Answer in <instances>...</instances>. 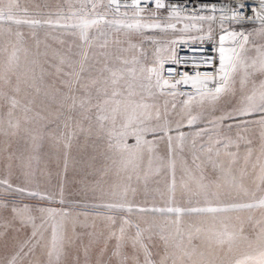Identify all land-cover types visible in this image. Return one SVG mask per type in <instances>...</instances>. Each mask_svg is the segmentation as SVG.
I'll list each match as a JSON object with an SVG mask.
<instances>
[{
  "label": "rangeland",
  "instance_id": "obj_1",
  "mask_svg": "<svg viewBox=\"0 0 264 264\" xmlns=\"http://www.w3.org/2000/svg\"><path fill=\"white\" fill-rule=\"evenodd\" d=\"M210 11L0 0V264L264 262V24L216 99L164 76Z\"/></svg>",
  "mask_w": 264,
  "mask_h": 264
},
{
  "label": "built area",
  "instance_id": "obj_2",
  "mask_svg": "<svg viewBox=\"0 0 264 264\" xmlns=\"http://www.w3.org/2000/svg\"><path fill=\"white\" fill-rule=\"evenodd\" d=\"M118 11L134 10L139 16L149 12L153 19H169L161 13L171 8H180L184 16L200 15L205 6L211 9L209 21L214 31L196 43H177L174 58L164 68L167 83L181 88V91L194 96L198 90L213 91L220 80V33L223 23L264 24V0H112ZM199 74L203 83L194 84L188 77L195 79ZM210 80H203L204 76ZM206 84L207 87H204Z\"/></svg>",
  "mask_w": 264,
  "mask_h": 264
},
{
  "label": "snow or ice",
  "instance_id": "obj_3",
  "mask_svg": "<svg viewBox=\"0 0 264 264\" xmlns=\"http://www.w3.org/2000/svg\"><path fill=\"white\" fill-rule=\"evenodd\" d=\"M233 37L235 36V34H231ZM221 43H223V41L226 39V37H221ZM246 39V37H245ZM234 51V50H233ZM220 72H221V76H222V82L220 84V86L216 87L214 89L213 93H210V95L212 96V99H216L217 96L225 89V85L227 82V69H226V64L228 65H232V56H226L225 55V49L223 47L220 48ZM234 67V65H232ZM212 79L211 76L205 75L203 80H210ZM188 80H192L194 84L197 83H203V81L201 80L199 74H197V77L195 79L188 77L185 80V83L188 82ZM204 87H207L206 84H203ZM262 99H264V94H262ZM191 122V121H190ZM209 211H214V209H209ZM262 264H264V262H262Z\"/></svg>",
  "mask_w": 264,
  "mask_h": 264
},
{
  "label": "trees",
  "instance_id": "obj_4",
  "mask_svg": "<svg viewBox=\"0 0 264 264\" xmlns=\"http://www.w3.org/2000/svg\"><path fill=\"white\" fill-rule=\"evenodd\" d=\"M123 11H128V12H135L134 10H123ZM168 14H169V12H168V10H164L162 13H161V15L163 16V17H166V16H168ZM212 14V12L210 11V12H208L207 13V15H211ZM145 15V17H141V18H148V19H153V18H151V15H150V13L149 12H146V13H144L143 14V16ZM154 20H158V21H168L169 19H154ZM221 25V24H220ZM219 25V26H220ZM211 35V34H210ZM209 35V36H210Z\"/></svg>",
  "mask_w": 264,
  "mask_h": 264
}]
</instances>
